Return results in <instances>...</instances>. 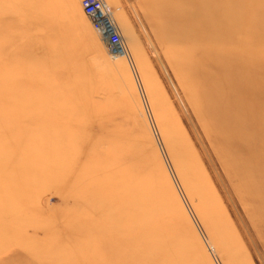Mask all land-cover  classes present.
I'll list each match as a JSON object with an SVG mask.
<instances>
[{
    "label": "rangeland",
    "instance_id": "obj_1",
    "mask_svg": "<svg viewBox=\"0 0 264 264\" xmlns=\"http://www.w3.org/2000/svg\"><path fill=\"white\" fill-rule=\"evenodd\" d=\"M20 1L0 6V264H143L145 242L159 245L149 255L180 238L199 264H264L260 204L231 164L254 156L261 137L242 134L239 90L214 92L230 74L184 54L151 0H106L117 22L101 34L81 0H60L53 36ZM259 28L252 46L221 38L216 47L237 86L239 61L253 57L264 79ZM229 142L251 152L231 154ZM133 202L159 211L152 225L144 214L129 220Z\"/></svg>",
    "mask_w": 264,
    "mask_h": 264
},
{
    "label": "bare ground",
    "instance_id": "obj_2",
    "mask_svg": "<svg viewBox=\"0 0 264 264\" xmlns=\"http://www.w3.org/2000/svg\"><path fill=\"white\" fill-rule=\"evenodd\" d=\"M6 1L0 0V6H5ZM104 2L108 6L106 0ZM151 2H153L162 20L166 23L168 37L174 41L186 44L187 48L182 51L184 54L191 56L194 54L199 57L205 56L218 70L230 74L227 79L222 81L223 84L221 86L219 85V88H214V92L221 93L222 96H225L230 92L239 90L241 98L239 99L240 102H236L237 107L235 109L238 113L240 111L248 116L247 118L249 119L248 127L241 130L242 134L248 131L249 133L247 135L253 137L254 132L255 135L260 134L261 140L256 149L252 150L255 153L254 156L246 162L234 161L231 164L236 175L235 177H238L242 184L246 186L248 199L259 202L260 212L262 213L260 221L264 225V176L261 178L257 177L258 172L264 171V79L263 77L259 78L252 74V69L256 62L255 57H253L249 61H243V63L239 61V68L246 82L241 86H237L234 78L235 68L233 67V63L229 61L228 64H223L215 56L217 52L216 47L218 49L221 38L224 40L228 39L229 45H238V43L245 41V39H248L251 46L257 43V36L262 32L259 27L264 23V2L256 3L250 0H151ZM59 3L60 0H21L16 4L17 8H24L26 11L25 18L28 22L36 23L46 34L51 33L53 36L58 30L55 27H50L49 22L54 18L55 14L54 11L52 12V9ZM237 8L242 11L239 15L233 14ZM151 19H153L152 16ZM114 20L116 21V19ZM117 27L121 33L119 26ZM51 35L49 36V40H53ZM52 43L54 42L51 41L49 46L53 45ZM111 52L123 56L120 51ZM57 56L55 53L54 56L51 55L50 57L51 59H56ZM212 103L214 105L216 103L221 104L220 96L212 100ZM235 109L234 112L236 114ZM231 137L237 138L236 141L240 138L236 135L232 136V134ZM228 144L231 146V154L235 147L239 151L251 152V145L247 143H236L235 147L231 145V142ZM124 157L126 158V156ZM132 158L135 161L134 165L136 167L144 166L145 157L142 153L136 152V154L132 155ZM116 168L117 170L120 168V171H122L121 173L115 171V174L122 180L125 171L128 169L124 165H116ZM124 181L126 182V180H122V183ZM119 203L120 205L122 204L121 200ZM132 205H134V202L130 207L128 206V210H130V214L128 213L129 220L136 219L139 217L138 215L144 214L146 228L150 224L152 225L151 221L154 217V212H159L155 209L156 207L152 214V212L149 213L146 210L144 212L143 209H135ZM156 230L158 231L157 228ZM180 240L182 239L176 240L173 246H168L170 247L168 251L157 249V252H151L152 254L150 253L149 255V249H155L159 245L153 240L145 242L144 246L140 248L143 254L144 251L147 253V256H143V264H199L194 258L193 253L186 248L184 241L182 240L180 242Z\"/></svg>",
    "mask_w": 264,
    "mask_h": 264
},
{
    "label": "built area",
    "instance_id": "obj_3",
    "mask_svg": "<svg viewBox=\"0 0 264 264\" xmlns=\"http://www.w3.org/2000/svg\"><path fill=\"white\" fill-rule=\"evenodd\" d=\"M81 6L91 17L95 29L101 34L104 23L107 21L115 24L111 9L104 0H81ZM112 49L115 48L114 40L111 41Z\"/></svg>",
    "mask_w": 264,
    "mask_h": 264
}]
</instances>
